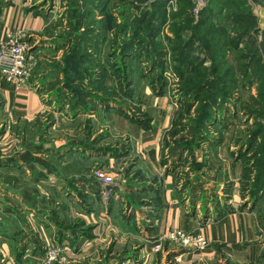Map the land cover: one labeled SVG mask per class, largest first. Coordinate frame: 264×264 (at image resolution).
Listing matches in <instances>:
<instances>
[{"label": "rangeland", "instance_id": "374dc122", "mask_svg": "<svg viewBox=\"0 0 264 264\" xmlns=\"http://www.w3.org/2000/svg\"><path fill=\"white\" fill-rule=\"evenodd\" d=\"M9 1L0 0V11L10 5ZM29 1L34 5L31 9L46 14L48 21L44 31L39 33L43 36L38 34L39 38H36L25 33L28 52L33 59L26 86L43 91L42 102L47 106V113H43L31 128L19 124L0 127V264H264V199L250 210L248 194L244 200L241 197L244 167L249 162L240 156L247 153L245 141L255 124L260 123L264 128V116H258L264 111V99L257 97L258 83L248 85L240 70L242 62L238 54L234 51L226 53L227 65L224 67L233 70L235 80L231 86L236 89L232 92V100L220 111L213 108V118L205 124L207 128H199L196 126L198 103L193 94L185 96L179 87L167 39L173 36L167 26L172 22L171 14L180 12L187 18L176 17L174 25L181 26L182 22L188 21V28L182 34L184 40L206 35L204 37L213 42L211 53L200 55L206 60L204 65L215 62L222 65L218 56L221 40L217 35L209 34L211 29H226L229 36H242L240 48L256 50L264 62V48L259 45L264 32V0H169L165 6L169 20L159 36L162 56L154 59L162 68L155 67L154 61L143 60L139 66L132 61L128 66V71L133 69L132 76L121 82L116 78L110 80L109 76L103 82L99 80L104 71L106 75L110 74L108 64L122 67L120 73H124L119 52L113 59L110 52L118 51V46L113 43L122 44L130 36L123 26L128 20L127 12L134 14L135 9L128 10L126 5L136 3L142 7L141 13H146L155 0H109L103 10L105 0H98L94 19L101 21L108 8L113 20L111 30L95 28L98 41L101 39V51L97 55L101 68L93 74L88 72L90 80L83 81L88 92L95 90L98 100H88L87 111L75 113L70 112L69 104H66L73 94L72 82L67 76L75 78L70 73L65 74L62 62L65 49L61 46L72 38L71 29L66 28L65 7L68 3L74 4L73 7L81 11L83 0ZM204 10L208 11V19L203 26H197L200 12ZM89 81L94 84L92 87L87 86ZM59 89L63 95L60 101L57 98ZM128 91L132 92L129 101L122 98L123 92ZM187 104L191 106L189 113L181 109ZM120 109L124 115L118 112ZM161 125L166 128L161 131L156 159V147L153 149L152 144H145L154 140L150 133H155ZM174 130L178 131L177 136L170 137ZM37 132L42 134L38 139L34 136ZM141 133L148 135L142 137ZM44 139L49 142L43 146ZM70 139L76 149L88 151V156L85 151H81V155L62 149L68 147L66 140ZM22 140L25 145L26 142L34 143L30 147L38 155L32 164L29 163L30 171L25 166H7L1 160H5L12 150H20ZM184 142L190 144L183 147ZM45 148L51 153L61 150L56 152V157L48 156L50 159L46 163L42 161L45 157L39 155ZM104 154L107 156L103 157ZM198 164L201 167L197 168ZM53 167L55 173H50ZM98 171L113 178V183L106 189L95 177ZM59 172L64 175L63 181L74 180L73 184L60 181ZM167 176L171 177L173 198L178 199L176 210L187 218L190 226L159 232L156 222L165 210L162 206L168 207L164 186ZM249 178L253 177L250 175ZM88 182L91 184L86 185ZM119 188L124 191L121 194L124 201L118 202L113 196L116 190V193L120 192ZM58 193L62 194V203ZM97 194L107 204L109 220L102 224L103 231H98L95 226L94 234L92 218L87 220V216L90 207L96 203ZM30 198L35 203L31 204ZM70 203H75L83 212L74 206L70 210L72 213L58 208ZM157 203L160 204L158 209ZM34 204L37 208H33ZM24 206L29 209L23 210ZM50 206L55 209L47 208ZM42 207L57 214L56 221L50 223L45 219L48 210ZM23 212H27L28 218L23 215L20 218L19 214ZM240 214L252 217L253 225L250 220L242 225L239 218L234 219L239 250L232 247L234 244L228 239L214 241L218 219ZM230 219L221 220L222 227L231 224ZM173 231H181L193 239L200 237L203 243L171 241L168 235ZM96 234L100 240H95ZM24 235L28 238L24 239ZM13 242L16 244L12 245Z\"/></svg>", "mask_w": 264, "mask_h": 264}, {"label": "trees", "instance_id": "16d2710c", "mask_svg": "<svg viewBox=\"0 0 264 264\" xmlns=\"http://www.w3.org/2000/svg\"><path fill=\"white\" fill-rule=\"evenodd\" d=\"M168 1L169 0H155V2L151 4V8L149 7L151 10L146 11V13H141L142 7L136 5V3H127L126 8L128 10L131 8L135 9L134 14H130V11L127 12L126 17H128V20L123 26L127 28L124 30H128L130 32V36L125 39L122 44L113 43L118 46V51L115 50L112 54L110 52L111 59L117 57V53L119 52V56L122 61L121 63L124 67V73H120L122 67L120 68L117 65L114 66L108 64L110 74L106 75L107 72L104 70V72L101 71L103 72V78L99 80L100 82L105 81L104 78H106V76H109L110 80L116 78L118 82L127 80L130 76H132L133 71V69L128 71L130 62H137L139 66L140 62L142 63L143 60L145 62H152L155 58L157 60L160 56H162L160 46L162 44L161 41H159V36L161 34V30L165 28V25L169 20L165 7ZM183 1L184 0L181 2ZM105 2L106 3L103 4L101 10L105 8L109 0H105ZM82 3L83 7L81 11H79V8L76 10V7H73L75 6L74 4H65V15L67 19L66 28L68 27V29H71L72 38L67 40L63 43V46H61V48L65 49V55H63L62 58L65 74L70 73V76H74L75 78L73 79L72 77L66 75L71 79V90L73 92L70 101H67L68 103L66 104H69L70 112L74 113L87 111L89 108V103L87 102L88 100H98V98H96L95 90H93L94 92H88L83 85V81L86 78L89 79L88 72L93 74L94 72H98L101 68L100 62L98 61V56L101 51L99 48V42L101 39L98 41L97 35L99 36V34L96 33L97 31H95V28L102 27L104 30H111V24H113V20H111V16L108 14V8L101 21L94 19L93 16L96 14L95 9L98 8V0H83ZM70 7L71 9H69ZM208 15L207 10L200 12V20L196 25L203 26L208 19ZM171 16L172 22H170V25L167 26L173 33V36L170 38L167 37L169 40L168 51L171 54L170 56L173 63V70L178 76L181 91L185 93V96L193 94L195 103H198V115L196 117H199V122L197 119L196 126L204 129L207 128L205 124L211 122L213 118V108L216 107L218 112L222 109L225 103L232 100V92L236 89V87H232L231 84L235 80V76H233L232 69L228 66L224 67V65H227L225 55L230 51L236 52L238 54V58L242 62L239 66L242 74L245 76L244 81L248 85H252L254 82L258 83L257 97L259 100L264 99V62L262 61L261 56L256 53V50H247L245 47L244 49L240 48V45L243 42L242 36H229L226 29H216V31L211 29L212 32L209 34H215L218 36V40H221V45L218 47V56L221 58L222 65L219 62H215V64L211 63L207 66L204 65V63H206L205 58H201L200 55L205 54L206 56L207 53H211L213 42L210 39H206L207 37H204L206 35L201 36L200 38L198 37V39L197 36H194L190 37L188 40H184L182 34L185 29L188 28V21H184L182 22L183 25L176 27V25H174V19L179 16L187 18V16L180 12L176 14L172 13ZM237 16H235L236 20L238 19ZM129 18L133 19L129 20ZM261 35L262 41L259 45L264 48V32ZM152 64H155V67L157 68L159 67V62L156 63L154 61ZM159 68H162L161 64ZM121 75L124 77L121 78ZM78 80L81 81L79 82ZM73 84L78 85H76V87H72ZM93 85L94 84L89 81L87 86L92 87ZM59 92L60 89L57 93L58 100L60 97H63V95ZM131 94V91H128V93L123 92L122 98L129 101L132 98ZM252 100L254 99L251 98V101ZM102 101H109V99H102ZM254 102L257 101L254 100ZM181 109H183L184 112L189 113L191 106L188 104L182 105ZM118 112L123 114L121 109L118 110ZM260 112L258 116L263 117L264 111ZM217 120L219 121V119ZM174 126H177V124L175 123ZM177 134L178 131L174 130L171 132L170 137H175ZM248 136L247 141H245V144L248 146L247 153H242L240 156V159H244V161L246 160L247 163L249 162L248 165L244 167L245 182L242 181V187L244 188L241 190V197L243 200L246 199L247 196L250 198L251 210L256 207L260 200L264 199V128L260 123H256L255 128L253 131L249 132ZM186 144L190 143L184 142L182 143V146L184 147ZM189 147L190 145H188V148ZM249 152L250 155H247ZM198 167H201L200 164H198L197 168ZM250 175L253 177L252 179L249 178ZM82 179L86 182L85 178ZM73 182L74 180L66 181L68 185L73 184ZM88 183L89 184L86 185L91 184L90 182ZM155 207L157 209L160 208V204L157 203ZM242 207H245V205Z\"/></svg>", "mask_w": 264, "mask_h": 264}, {"label": "crops", "instance_id": "0c3cea01", "mask_svg": "<svg viewBox=\"0 0 264 264\" xmlns=\"http://www.w3.org/2000/svg\"><path fill=\"white\" fill-rule=\"evenodd\" d=\"M9 2H10V5L8 4V7L6 6V8L4 7L0 11V40L6 34L12 33L15 31H23L26 34H28L29 36L33 35V37L39 38L37 35L40 32H43L46 25H47L48 20L45 18L46 14H44L43 12L39 13V10H37V9H35V10L31 9L34 5H30L29 0H10ZM28 2H29V6L27 5ZM39 35L41 37V36H43V33L39 34ZM42 94H43L42 90H40V92H38V91H36V89H32L31 86L30 87L29 86H21L19 88H13L11 85L5 83L0 78V115L2 116V118L0 119V122H1L0 127L3 125H6V127H11V126L16 127V125H18V124L23 125V126L29 125V128L33 127L38 122V119L42 116V114L47 113V110H46L47 106H45L44 103L42 102L43 101L42 100ZM48 113H50V111ZM165 126L166 125H161L156 130L155 133H150V135L153 136L152 138H154V140L145 144V146H147V144H152L153 149H155L154 146L156 147V149H155L156 159H157L158 152L160 149L159 139H160L161 131H163V129L166 128ZM38 133L39 132H37V134L34 135L37 139L39 136L42 135V134H40V133L38 134ZM141 134H142V137H146L148 135L147 133H141ZM46 138L47 137H45V139ZM45 139H44V141L42 140V143H41L42 145L45 142H49V141H45ZM66 141H67V144L65 146H68V147H64L62 149H66L67 153L71 152V153H78V154L83 155V153L81 151H85L84 154L88 156V153H89L88 151L82 150L80 148L76 149L75 145L72 144L73 140L70 139V140H66ZM85 141H87L86 144H89L88 140H85ZM68 142H70V143H68ZM20 143L23 145V147L20 150H17L16 152L12 150L11 153L5 158V160L3 158L1 160H3L4 163L7 164V166H10V167H13V166H23L24 167L25 166V169L30 171L32 167L29 163L32 164L33 161L36 160V156H38L37 154H35V152L30 147V145H32L34 143L30 144L29 142H26L27 144L25 145L24 140L20 141ZM62 145H64V144H62ZM86 147H88V146H86ZM60 150H61V148L59 150L57 149V151H60ZM57 151L55 150L54 151L55 153H51L48 151L47 148H45L44 151H41L39 153V155H43V157H45V159H42V161L47 163L46 160L50 159L48 156H55L56 157ZM103 152H105V151L103 150ZM107 153H109V152L107 151ZM102 156L105 157L107 155L104 154ZM55 170L56 169L53 167V169L49 170V171H50V173H55ZM59 175H60L59 180L63 181L64 175H62L61 172H59ZM169 175H171V174H169ZM73 176H75V175H72L71 177H73ZM65 177L70 178L66 175H65ZM82 178L83 177H81V179ZM63 182L66 183V180ZM171 183H172L171 177L167 176L166 180L164 181V186L166 187L165 199H166V202L168 203V207L166 206V208H165V205L162 206V209H165V210H164V212L162 211L163 214H161L160 219L156 222L159 232L163 231L164 229H170V228L185 229V228L190 226V224H188L187 218L179 215L180 211L176 210L179 203H178V199L173 198L174 193H173ZM66 189H67V187H66ZM162 190H163V188H162ZM119 191L120 192H118V193H116L117 190L115 191L113 198L115 200H118V202L124 201L121 197V194H123L124 191L122 190V188H119ZM58 194L60 195L58 197V198H60L59 201H61V203H62V199H63L62 194L61 193H58ZM161 194H162V200H164V192L162 191ZM96 196L98 197L99 195L97 194ZM31 199L32 198H30V200ZM21 200H23V199L21 198ZM25 200H28V199H25ZM36 202L38 203V201H36ZM30 203L32 204L35 202L33 200H31ZM22 205H23V203H22ZM106 205L107 204L103 203L102 199L100 197H98V198H96L95 205L93 207H90V209L88 211L89 216H87L88 217L87 220L88 219L91 220V218H92V221H93L92 225L93 226L92 225L91 226L94 227V229H93L94 234H95V228H96L95 226H97L96 229L98 231L99 230L103 231L104 227L102 224H105L106 220H109V217L107 216V208L108 207ZM72 206H74L77 209V211L80 210L77 208L75 203H70V205H68L67 207H62V205H61V207H58V208L60 210H63L65 208V209H67L66 210L67 212H68V210H69V212H71ZM33 208H37V205L34 204ZM42 208H44V207H42ZM47 208L55 209V206L54 207L50 206ZM47 208H44L45 211L48 210L45 212L46 216H44V218L47 219L50 223H52L53 220L56 221L57 214H55L52 210H49ZM27 209H29V207L24 206L23 210H27ZM49 212H51V214ZM80 212H83V211L80 210ZM26 214H27V212H23V213L19 214V216H20V218H21V215L27 217L28 215L26 216ZM28 214L30 215V213H28ZM27 218H26V221H28ZM229 218H232V219H230L228 221H231V222L233 221V222L231 224H229L228 226H226L225 228L222 227V225L224 223L222 224V223H220V221L221 220L224 221V220H227ZM235 218H239L238 220L242 222V225H244L249 220L252 221V219H251L252 217L250 218L249 215H247V214L231 215V217H228V218H226L225 216L220 217L218 219V226H219L218 232L216 231L217 229L214 232V239H215L214 241H220V240L224 241V240L228 239L229 243H232V245L234 244L232 247H235L236 250H239L238 243L240 241H239V237H237L235 235V225H234V219ZM38 220H40V219H38ZM87 223H89V221ZM56 225H58V223ZM252 225H253V221H252ZM253 228H254V226H253ZM252 233H253V231H252ZM24 236H25L24 239L28 238L27 235H24ZM95 236H96L95 240H100L98 234H96ZM209 237H211V236H209ZM3 238H5V236ZM6 238H8V237H6ZM8 239H10V238H8ZM240 239H242V237ZM212 241H213V239H212ZM15 244L16 243L13 242L12 245H15ZM3 247L4 246H2L1 248L4 249Z\"/></svg>", "mask_w": 264, "mask_h": 264}, {"label": "built area", "instance_id": "2783aa9c", "mask_svg": "<svg viewBox=\"0 0 264 264\" xmlns=\"http://www.w3.org/2000/svg\"><path fill=\"white\" fill-rule=\"evenodd\" d=\"M25 38V32L15 31L6 34L0 40V77L13 88L26 86L30 78L33 59L28 52V44ZM95 177L104 189L113 183V178L101 171H98ZM106 192L103 193L104 196ZM168 239L183 244H188L192 241L200 245L203 243L200 237L193 239L190 235L181 231L171 232L168 235Z\"/></svg>", "mask_w": 264, "mask_h": 264}]
</instances>
